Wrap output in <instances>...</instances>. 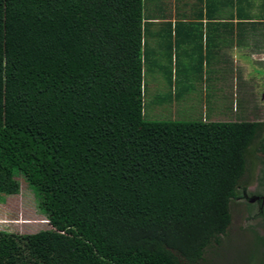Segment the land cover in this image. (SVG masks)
Here are the masks:
<instances>
[{
    "label": "trees",
    "instance_id": "obj_1",
    "mask_svg": "<svg viewBox=\"0 0 264 264\" xmlns=\"http://www.w3.org/2000/svg\"><path fill=\"white\" fill-rule=\"evenodd\" d=\"M149 4L0 0V193L22 178L51 226L0 231V264H199L227 234L256 105L208 82L205 117L147 120ZM197 6L230 46L264 49V0ZM163 25L172 39L185 22Z\"/></svg>",
    "mask_w": 264,
    "mask_h": 264
},
{
    "label": "rangeland",
    "instance_id": "obj_2",
    "mask_svg": "<svg viewBox=\"0 0 264 264\" xmlns=\"http://www.w3.org/2000/svg\"><path fill=\"white\" fill-rule=\"evenodd\" d=\"M156 1V0H155ZM166 1L167 7H173V0ZM154 6V0H151ZM172 2V3H171ZM243 45L239 51L250 58L253 52L256 57L263 55L264 50L243 48ZM230 51H233L232 47H228ZM255 60H253L254 63ZM188 66V65H187ZM248 63H245L239 57L236 60H232L229 63V69H233L228 74L226 80H221L216 83L214 87L225 88L223 91L234 98V92L240 95L246 96V100L252 101V104L256 105V100L261 97L262 88L258 80H254L252 77L253 71ZM208 71L207 66L202 68V72ZM189 77L186 80L189 81ZM195 80V78H194ZM144 82L147 85L145 99L144 113L147 120H178L189 121L200 119L207 114L209 104L206 103L208 90L202 85L201 80L196 81L187 90L184 88V83L179 82L175 87V82H167V80L161 78L159 75H145ZM173 84V85H172ZM241 84V87L239 86ZM207 86V84H205ZM188 86V84L186 85ZM185 86V87H186ZM221 93V92H218ZM210 93V98L224 99L225 94ZM256 94H258L256 96ZM223 95V96H222ZM227 96V95H226ZM227 100L229 99L226 97ZM162 99H166L165 101ZM235 100V98H234ZM259 101V100H258ZM229 103V102H228ZM222 103H216V106ZM234 105V103H233ZM224 106V108H223ZM225 110V105H221ZM209 108V111H213ZM221 109V110H222ZM264 109V108H263ZM239 108L237 109V111ZM251 111V110H250ZM245 110L244 114H247L250 121L264 120V116L261 115L259 109L254 111V114ZM264 112V110H262ZM211 113V112H210ZM214 113V112H213ZM216 113L218 111L216 110ZM253 116V117H252ZM230 120L231 118H222L218 115L212 117V120ZM233 120V119H232ZM260 140L256 139L250 149L249 155H247V172L240 183V187L243 188L247 184L249 191L254 193L260 188L258 182L259 173L257 171V165H255V156L259 149L258 143ZM257 161V160H256ZM21 183L20 194L16 196H7L0 193V231H7L15 234H35L43 230L51 229V226L47 220V217L42 214L38 208V203L33 192L28 188L26 182L19 177ZM252 194L250 193L249 196ZM230 210L232 213L231 225L227 229V234L221 238L220 244H213L208 249L205 255L204 261L199 264H247L248 248L252 238L250 237L251 231L248 228L255 222V211L247 212L245 202L240 199L234 200L231 203ZM249 213V214H248ZM253 264V263H252Z\"/></svg>",
    "mask_w": 264,
    "mask_h": 264
},
{
    "label": "crops",
    "instance_id": "obj_3",
    "mask_svg": "<svg viewBox=\"0 0 264 264\" xmlns=\"http://www.w3.org/2000/svg\"><path fill=\"white\" fill-rule=\"evenodd\" d=\"M228 1L230 0H173V7H167L166 1L156 0L160 5L159 9L155 12L156 17H150L153 24L148 25L146 29L148 48L155 54H149L147 57L149 64L147 71L144 68V78L146 74H157L167 82H175V87L179 82L184 83V88L180 89L187 90L196 81L201 80L202 85L206 86L208 82H220L223 77H228L229 63L238 57L250 64V58L239 51L243 45H239L236 40L232 46L229 45V37L223 27L206 26V19H198L197 5L200 3L225 5ZM215 15L216 18H223L221 14ZM167 21L173 24L176 21L185 22V26L176 28L175 34V30L172 31L170 39L168 29L163 25ZM198 22H202L203 26H191ZM171 40L173 47L169 50ZM228 47H232L233 51ZM243 48H252V43ZM205 66L208 68L206 73L202 72ZM188 76L189 81L186 80Z\"/></svg>",
    "mask_w": 264,
    "mask_h": 264
},
{
    "label": "flooded vegetation",
    "instance_id": "obj_4",
    "mask_svg": "<svg viewBox=\"0 0 264 264\" xmlns=\"http://www.w3.org/2000/svg\"><path fill=\"white\" fill-rule=\"evenodd\" d=\"M254 48L255 45L252 46V49ZM253 53L254 54L250 56L249 64L251 65L250 67L253 71L252 77H254V80H258L260 83H262L260 85V87L262 88V92L260 95L261 97L256 100V107L257 110L259 109V111L261 112V115L264 116V112H262V110H264V53L262 56L260 54L258 58L256 57L255 52ZM253 60H255L254 63ZM257 95L258 94H256V96ZM251 110L253 111L252 114H254L255 110ZM255 122L262 123V130L260 132V136L257 138L258 140H260V142L258 143L259 149L257 150V155L255 156V165L258 164V166L256 167L258 173L260 174L258 178L260 188L252 193L249 191L250 187L245 184L243 188H240V197H238L237 199L243 200L245 202L247 212L255 211L254 217L256 220L254 224H252L248 228V230L251 231L250 237L253 240L252 242H250L251 244H249L247 264H264V120H256ZM251 147L252 146L249 147L247 155H249ZM250 193L252 194L251 196H249Z\"/></svg>",
    "mask_w": 264,
    "mask_h": 264
}]
</instances>
